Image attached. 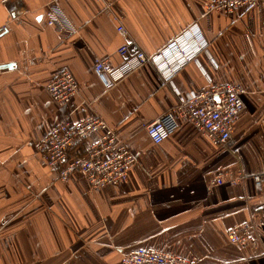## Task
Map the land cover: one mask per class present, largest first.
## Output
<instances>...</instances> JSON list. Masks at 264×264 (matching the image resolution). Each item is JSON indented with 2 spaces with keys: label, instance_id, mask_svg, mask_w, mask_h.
Here are the masks:
<instances>
[{
  "label": "crops",
  "instance_id": "1",
  "mask_svg": "<svg viewBox=\"0 0 264 264\" xmlns=\"http://www.w3.org/2000/svg\"><path fill=\"white\" fill-rule=\"evenodd\" d=\"M209 1L54 0L76 27L67 33L47 23L51 0H0V264H121L141 246L193 264H264V187L210 182L219 170L264 172V0L231 15L207 12ZM185 29L207 44L169 80L152 63L110 87L94 71L96 58L121 63L123 43L153 54ZM62 70L77 83L64 103L46 89ZM224 82L245 90L226 146L188 120L158 144L147 136L144 126L175 104V89ZM91 115L136 157L116 185L91 189L80 172L60 180L39 162L37 143L53 125ZM244 222L255 243L229 242L226 229Z\"/></svg>",
  "mask_w": 264,
  "mask_h": 264
},
{
  "label": "built area",
  "instance_id": "2",
  "mask_svg": "<svg viewBox=\"0 0 264 264\" xmlns=\"http://www.w3.org/2000/svg\"><path fill=\"white\" fill-rule=\"evenodd\" d=\"M257 0H210L207 12L218 11L226 15L233 14L238 8H249ZM47 23L57 24L67 33L76 32L75 25L51 0L46 12ZM117 31L125 34L119 25ZM207 44L201 32L185 29L164 47L153 54H146L135 45L123 43L117 48L122 61L112 65L105 59L96 58L94 71L105 87L114 85L120 78L144 63H152L165 80L194 58L195 54ZM51 98L56 102H67L77 91L73 75L62 70L53 76L46 85ZM240 84L224 82L209 84L197 91L182 93L175 89V104L163 111L144 126L150 140L158 144L171 135L180 124L188 120L205 137L217 146H226L232 138L233 125L243 110V94ZM100 131L93 142L87 144L82 153L73 148L79 140ZM40 160L43 165L55 168L61 180L67 179L73 172H81L92 188L104 185H116L127 177L129 169L135 164L136 157L124 140L111 129L106 122L91 115L79 120L64 118L53 125L48 133L37 143ZM251 179L257 192L264 187V172L244 173L240 168L219 170L211 179L213 186L237 185ZM229 242L239 246L255 243L250 234V225L244 222L226 229ZM121 264H193L182 255L152 246L132 249L121 259Z\"/></svg>",
  "mask_w": 264,
  "mask_h": 264
},
{
  "label": "rangeland",
  "instance_id": "3",
  "mask_svg": "<svg viewBox=\"0 0 264 264\" xmlns=\"http://www.w3.org/2000/svg\"><path fill=\"white\" fill-rule=\"evenodd\" d=\"M46 85H47V83H46ZM76 92H77V91H76ZM75 94H76V93H75ZM75 94H74V95H75ZM74 95H73V96H74ZM73 96H72V97H73ZM68 101H69V100H68ZM43 137H44V136H43ZM39 141H40V140H39ZM39 141H38V142H39ZM73 148H74V147H73ZM38 153H39V151H38ZM39 162H40L41 165H43V164L41 163V160H40V155H39ZM43 166H46V165H43ZM47 167H48V166H47ZM49 168H50V167H49ZM53 169H55V168H53ZM77 172H78V171H77ZM73 173H75V172H73ZM80 173H81V172H80ZM85 178H86V177H85ZM60 180H61V179H60ZM65 180H66V179H65ZM86 180H87V179H86ZM87 182H88V181H87ZM88 184H89V183H88ZM89 186H90V185H89ZM90 188L93 189L91 186H90Z\"/></svg>",
  "mask_w": 264,
  "mask_h": 264
}]
</instances>
